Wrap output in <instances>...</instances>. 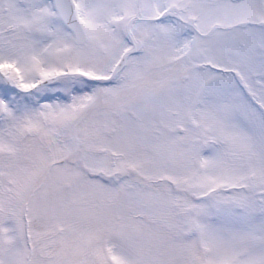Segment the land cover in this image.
<instances>
[{
	"label": "snow or ice",
	"instance_id": "6c2138e0",
	"mask_svg": "<svg viewBox=\"0 0 264 264\" xmlns=\"http://www.w3.org/2000/svg\"><path fill=\"white\" fill-rule=\"evenodd\" d=\"M0 264H264V0H0Z\"/></svg>",
	"mask_w": 264,
	"mask_h": 264
}]
</instances>
